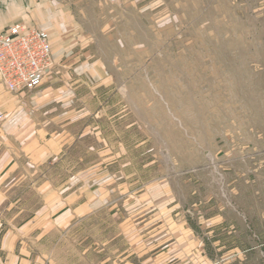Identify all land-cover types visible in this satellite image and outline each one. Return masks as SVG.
Here are the masks:
<instances>
[{"label":"rangeland","instance_id":"374dc122","mask_svg":"<svg viewBox=\"0 0 264 264\" xmlns=\"http://www.w3.org/2000/svg\"><path fill=\"white\" fill-rule=\"evenodd\" d=\"M57 1L0 264H264V0Z\"/></svg>","mask_w":264,"mask_h":264},{"label":"crops","instance_id":"0c3cea01","mask_svg":"<svg viewBox=\"0 0 264 264\" xmlns=\"http://www.w3.org/2000/svg\"><path fill=\"white\" fill-rule=\"evenodd\" d=\"M57 3V0H0V33L18 23L44 30L46 27H51V22L46 23V20H42L41 18L45 14V10H47L48 18H53V9H56ZM57 53L58 51L54 50L52 43V56L55 66H57V59H55L57 58ZM83 67L80 69L76 68L75 72H80ZM46 78L47 76L45 80ZM44 82L37 90H41L44 87L46 83ZM40 95L41 93L38 92V97L30 98L27 92H9L0 81V180H7V176L3 177L2 174H5L6 170L12 166L13 151L11 143L14 144L19 141L21 146L24 144V147H20L22 153L27 154L30 150V142L25 144V141L28 139V134L33 129V115L29 113L32 107L29 101H32L31 105L37 107L35 110H37L38 116V110L43 108L45 104V98ZM81 183L82 181L80 180L78 182L77 180H71L70 187L75 189L76 194H79V196L77 195L81 199L79 209L83 207L86 212H90L94 206L92 192L86 188L85 183L87 181L85 183L83 182V185H79ZM77 185L82 187L77 188ZM76 200L77 197L74 201Z\"/></svg>","mask_w":264,"mask_h":264},{"label":"built area","instance_id":"2783aa9c","mask_svg":"<svg viewBox=\"0 0 264 264\" xmlns=\"http://www.w3.org/2000/svg\"><path fill=\"white\" fill-rule=\"evenodd\" d=\"M53 63L52 40L47 30L18 23L0 33V81L9 92L37 90Z\"/></svg>","mask_w":264,"mask_h":264}]
</instances>
